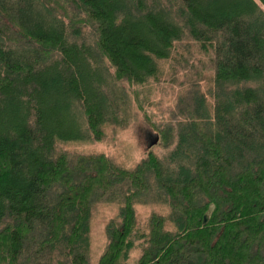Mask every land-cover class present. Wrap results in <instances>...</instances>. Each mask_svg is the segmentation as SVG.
<instances>
[{
  "label": "trees",
  "instance_id": "1",
  "mask_svg": "<svg viewBox=\"0 0 264 264\" xmlns=\"http://www.w3.org/2000/svg\"><path fill=\"white\" fill-rule=\"evenodd\" d=\"M166 62L183 91L145 159L59 154L68 100L101 142L127 91L151 120ZM103 202L96 264H264V0H0V264H91Z\"/></svg>",
  "mask_w": 264,
  "mask_h": 264
},
{
  "label": "rangeland",
  "instance_id": "2",
  "mask_svg": "<svg viewBox=\"0 0 264 264\" xmlns=\"http://www.w3.org/2000/svg\"><path fill=\"white\" fill-rule=\"evenodd\" d=\"M202 63H196L200 70L203 69ZM162 67L165 71L164 76L160 80L162 82L152 84L151 88L150 104H153H149L148 106L151 120L148 121L143 117L142 113L139 112L138 106L134 103L131 94L127 91V94L125 93L126 95L121 96L122 101L119 108L120 118H125L126 122L118 126V128H114V126L107 127L105 129V138L101 142L89 138L90 133L86 121L82 115L79 117L76 113L75 100H68L70 113H67L62 130L71 137L67 138L68 140L65 142H59L57 144L59 154L62 152H67L70 156L79 154H104L111 158L117 165L126 169L134 168L139 162L145 159L149 153L150 145L155 142L157 134H159L153 125L163 126L164 123H167L171 119L172 111L178 105L183 91L178 85L172 82L173 80L184 81L185 76H182L183 73L175 76V72L171 69L170 63L167 62L163 63ZM110 71L113 72L112 69ZM203 73L206 77L210 74L206 69L203 70ZM99 75L102 79L106 77L103 74ZM62 99L65 100V98ZM152 152L161 159L167 155L166 150L161 144L155 145L152 148ZM153 210L164 215L170 214L168 205L162 203L155 205H136L137 220L142 230L146 229L148 217ZM119 214V202H103L97 205L91 224V264L98 262L106 247V225L108 221L113 218L118 219ZM140 254L141 251L135 249L132 252L130 262L134 263Z\"/></svg>",
  "mask_w": 264,
  "mask_h": 264
},
{
  "label": "bare ground",
  "instance_id": "3",
  "mask_svg": "<svg viewBox=\"0 0 264 264\" xmlns=\"http://www.w3.org/2000/svg\"><path fill=\"white\" fill-rule=\"evenodd\" d=\"M34 1H37V0H34ZM62 4V3H61ZM21 8V7H20ZM25 11V10H24ZM37 12V11H36ZM42 13V12H41ZM41 13H40V15H41ZM46 13V12H45ZM35 14V13H34ZM37 15V14H36ZM43 15V14H42ZM48 15V14H47ZM46 14H44V16H47ZM33 17V16H32ZM37 19V18H36ZM40 19H41V16H40ZM46 19V18H45ZM44 19V20H45ZM17 20V19H16ZM38 20V19H37ZM42 20V19H41ZM63 20V19H62ZM52 22V21H51ZM56 23H58V22H56ZM9 25H10V23H9ZM72 25V24H71ZM4 33V32H3ZM13 42V41H12ZM17 43V42H16ZM10 52V51H9ZM15 56V55H14ZM110 59V58H109ZM29 76V75H28ZM108 77H110V76H108ZM117 92V91H116ZM122 92V91H121ZM41 97V96H40ZM124 97V96H123ZM39 100V99H38ZM126 101V100H125ZM127 107H128V105H127ZM82 120V119H81ZM83 121V120H82ZM79 124V123H78ZM84 130V129H83ZM83 132V131H82ZM87 135V134H86ZM89 136V135H88ZM98 139V138H97ZM53 151H54V149H53ZM52 151V152H53ZM165 152V151H164ZM60 156V155H59ZM105 156V155H104ZM53 157V156H52ZM56 157V156H55ZM58 159V158H57ZM65 163V162H64ZM167 165V164H166ZM185 169V168H184ZM252 179V178H251ZM222 180V179H221ZM226 185V184H225ZM138 186V185H137ZM144 188V187H143ZM138 190V189H137ZM75 192V191H74ZM218 192V191H217ZM209 193V192H208ZM207 196V195H206ZM212 196V195H211ZM216 196V195H215ZM214 196V197H215ZM231 197V196H230ZM230 202V201H229ZM228 202V203H229ZM224 203V202H223ZM81 204V203H80ZM131 206V205H130ZM209 206V205H208ZM86 207V206H85ZM210 210V209H209ZM229 210V209H228ZM217 212V211H216ZM122 213V212H121ZM209 220V219H208ZM223 224V223H222ZM206 225V224H205ZM220 225V224H219ZM108 230H109V228H108ZM128 232H129V229H128ZM215 241V240H214ZM111 242V241H110ZM104 262V261H103ZM102 262V263H103ZM144 264V263H143Z\"/></svg>",
  "mask_w": 264,
  "mask_h": 264
},
{
  "label": "water",
  "instance_id": "4",
  "mask_svg": "<svg viewBox=\"0 0 264 264\" xmlns=\"http://www.w3.org/2000/svg\"><path fill=\"white\" fill-rule=\"evenodd\" d=\"M157 142H158V138L155 140V142H154L152 145L156 144ZM152 145H150V147H151ZM208 219H209V216H205V219H204V223H205V224L208 222Z\"/></svg>",
  "mask_w": 264,
  "mask_h": 264
}]
</instances>
